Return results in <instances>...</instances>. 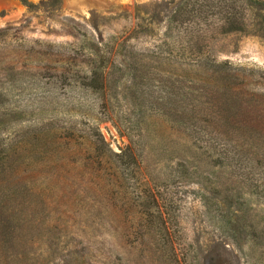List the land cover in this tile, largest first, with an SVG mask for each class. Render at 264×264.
Returning a JSON list of instances; mask_svg holds the SVG:
<instances>
[{"label": "rangeland", "instance_id": "1", "mask_svg": "<svg viewBox=\"0 0 264 264\" xmlns=\"http://www.w3.org/2000/svg\"><path fill=\"white\" fill-rule=\"evenodd\" d=\"M28 1L0 0V29L14 26L0 31V264H264V198L203 145L210 125L185 126L236 84L264 87V10L241 5L242 27L225 32L209 0ZM184 34L198 65L173 56ZM99 40L123 69L49 106L48 72L81 76ZM20 54L46 74L20 98L43 101L11 88ZM230 64L244 69L227 82ZM94 126L113 151L130 146L121 171L85 151Z\"/></svg>", "mask_w": 264, "mask_h": 264}, {"label": "trees", "instance_id": "2", "mask_svg": "<svg viewBox=\"0 0 264 264\" xmlns=\"http://www.w3.org/2000/svg\"><path fill=\"white\" fill-rule=\"evenodd\" d=\"M20 1L27 8L35 7V4L28 0ZM55 1L57 0H48V3H54ZM209 1L211 2L212 9L209 11L208 15L215 16L213 20L216 21V23L213 24H217V27H220V29H223L225 32L240 29L242 27L240 25L241 22H243L240 19V15H242L240 14V11L243 12L244 8H242L241 5L246 4L247 6L257 7L264 10V0ZM233 1L236 2L235 5ZM237 2L239 3L237 4ZM13 27V25H6L2 27L0 31L7 32L10 29L13 30ZM1 36L2 34H0V37ZM172 41L174 47L172 50L173 53L176 50L179 51V54L177 52L173 54L177 61L180 63H184L185 61L188 65L192 64L191 66L198 65V59L202 52L200 47L197 49L194 46L196 42L193 43L191 40H187L186 34H184V36L178 35ZM107 46H109L107 43L99 40L86 47V50L88 51L86 55L89 60H85L81 76L77 74H71V76H68L64 74V72L57 73V70H55V73L53 70L46 75L45 73H42L41 69V67L44 68L45 66L42 64H31V62L40 61L39 56H34V59L31 60V58H29L30 54L26 56L20 54L19 56L23 60V63L22 65L14 66L11 69V71H13V76L18 75L16 78L17 81L13 78V85L11 88L15 95L18 94L17 97L21 102V100H25V98H20L23 90L26 88L30 89L33 80H38V84L40 85L43 81L42 77L46 75L48 80H46V83H44L42 88L49 92L47 95V98L50 99L49 102H47L49 103V106L53 104L52 102L54 98H56L55 95L58 97L60 89H63L66 86H70L72 91L81 90L93 94L102 92L103 89L107 87L105 82L108 81L110 73H119L121 69H123V62L114 58L111 51L102 50V48H108ZM186 51H188L190 55H187ZM34 54L36 55V53ZM185 54L188 58L184 57ZM181 57L184 58L180 59ZM40 63L42 62L40 61ZM227 67L230 71H233L231 73L232 75L230 74L227 77H223L227 82L231 79L238 78V72L243 68L231 64ZM106 68H108L107 71ZM245 94L247 95H243V93L238 90V85L236 84L227 89L225 93L222 92L219 97H211L209 101H206V103L213 109L211 112L213 114H208L210 115V118L199 119V117L197 118L191 114L190 118L185 117L188 121V124L186 125L185 123V126L191 127L192 129L200 128L201 126L198 121H203L207 125H210L211 127H204L198 132L200 135H203L204 133V136L201 139L203 145H206L212 153L218 154L220 157V159H218L220 163L223 162L231 167L233 170L232 175L243 176L245 179L251 181L256 194L264 198V181L260 182L264 177V87L262 83H255V89L253 86V90L250 92L248 91V93L246 92ZM44 97L45 96H42V93H36V98L32 97L31 99H26L25 102L33 103L37 100L40 102L43 101ZM53 107L54 106H52V108ZM153 108L155 112H159L158 103L155 101L151 102L148 110H152ZM179 119L181 120V115H179ZM185 119L183 120L185 121ZM126 133L129 136V140H132V137L129 135L130 133L128 131ZM21 134L22 130L19 129V135ZM131 140L130 142H132ZM88 143L89 146L85 151L89 152L90 155H93L97 159L112 158L113 168H116L117 171L123 169V166L126 163L124 154L129 151L128 149H130V146L121 149L119 152L113 151L109 147V144L106 143L96 126H94V130L89 134ZM254 211L256 210L254 209ZM253 215H256V213L251 210V219L253 218ZM235 234L236 228L235 233H232L233 238L236 239L237 236H234ZM253 236L257 239L261 237L258 233H254Z\"/></svg>", "mask_w": 264, "mask_h": 264}]
</instances>
